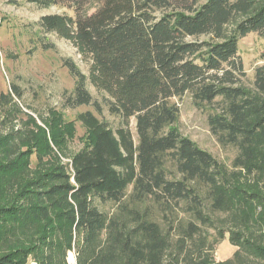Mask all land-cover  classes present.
Masks as SVG:
<instances>
[{
	"label": "trees",
	"instance_id": "trees-1",
	"mask_svg": "<svg viewBox=\"0 0 264 264\" xmlns=\"http://www.w3.org/2000/svg\"><path fill=\"white\" fill-rule=\"evenodd\" d=\"M26 1L73 14L38 22L89 64L86 76L63 62L74 78L65 107L101 113L88 83L120 124L79 113L89 140L73 154L54 136L56 150L42 148L28 114L0 134V264H69L71 253L74 264H264V65L248 87L237 55L239 40L264 34V0ZM186 95L237 150L232 171L173 127L172 100ZM225 234L236 250L217 262Z\"/></svg>",
	"mask_w": 264,
	"mask_h": 264
},
{
	"label": "rangeland",
	"instance_id": "rangeland-1",
	"mask_svg": "<svg viewBox=\"0 0 264 264\" xmlns=\"http://www.w3.org/2000/svg\"><path fill=\"white\" fill-rule=\"evenodd\" d=\"M61 14L73 16L70 11L57 7L39 8L26 0H0V95L11 94L12 97L7 105L3 103L0 106V134L23 130L28 114L45 134L46 142H41L42 148L49 146L56 150L54 136L66 153L73 154L89 140V133L76 119L79 113L89 111L114 130L119 126L120 119L109 114L103 97L88 83L86 88L98 102L101 113L98 114L91 105L75 109L65 107L64 100L73 91L74 78L63 66V62L71 61L86 76L89 64L81 58L70 41L55 33L45 32L38 26L43 16ZM237 49L245 73L242 82L250 87L255 69L264 65V34H248L238 41ZM172 102L179 109L178 120L173 127L232 171L237 150L221 147L217 143L209 131L207 111L196 109L188 95ZM129 129L136 144L134 119L130 120ZM36 160L37 156L31 154L29 166L32 170ZM7 200L6 196H1L0 206ZM104 209L112 211V206L108 205ZM209 232L214 237L215 232ZM235 250L225 234L224 239L215 244L213 258L217 262L230 259ZM68 261L69 264H74L73 253L68 256Z\"/></svg>",
	"mask_w": 264,
	"mask_h": 264
}]
</instances>
